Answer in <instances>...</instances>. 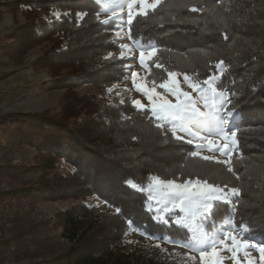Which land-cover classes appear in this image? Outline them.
<instances>
[{"label": "trees", "instance_id": "16d2710c", "mask_svg": "<svg viewBox=\"0 0 264 264\" xmlns=\"http://www.w3.org/2000/svg\"><path fill=\"white\" fill-rule=\"evenodd\" d=\"M35 1L28 17L40 10L60 16L51 22L32 20L33 41L55 36L56 65L79 69L69 86L96 85L103 103L96 97L78 98L72 104V122H66L63 113L58 120L42 114L0 118L11 141L25 140L49 153L50 168L58 158L75 168L66 179L24 189L25 195L36 193L46 200L95 196L120 211L103 223L88 220L89 207L84 203L59 212L56 221L70 246L30 264H164L153 255L119 246L132 227L171 239L189 238L187 229L161 223L148 210L142 189L152 176L177 182L200 178L227 190L237 188L239 195L231 206L215 205L212 219L222 222L232 217L237 228L245 225L252 236L264 240V0H162L147 16L137 15L129 32L132 41L156 46L148 62L151 83L169 79L168 72L190 76L194 82L220 74L217 88L227 93L228 110L244 114L235 123L238 143L230 158L231 171L227 164L192 157L193 145L176 140L170 129H158L150 114L132 106L129 98H107L104 85L127 77V61L108 57L119 49L112 40L117 23H102L96 0ZM220 61L226 68L224 63L216 67ZM157 63L162 67H155Z\"/></svg>", "mask_w": 264, "mask_h": 264}, {"label": "rangeland", "instance_id": "374dc122", "mask_svg": "<svg viewBox=\"0 0 264 264\" xmlns=\"http://www.w3.org/2000/svg\"><path fill=\"white\" fill-rule=\"evenodd\" d=\"M96 1L102 8L101 21L117 23L112 40L119 49L110 51L108 57L121 58L123 52L122 59L127 61V77L122 81L106 83L103 87L106 96L108 99L129 98L131 105L133 100H140L142 104L148 106L147 97L135 89L131 72L135 71L138 76L145 77L148 86H152L147 79L149 68L142 66L138 58L141 50L147 53L154 48L156 52V46L142 45L130 39L126 23V0ZM32 2L36 1L0 0V118L14 114L30 116L42 114L58 120V115L63 113L62 116L66 117V122H72L75 119L69 117L74 110L73 102L78 98L83 100L87 97H96V102L102 104V91L98 86L89 83H82L74 89L69 86L70 81L79 73V69L56 65L57 61L54 57L59 51L53 50L55 36L41 43H37L35 39L33 41L32 30L29 28L32 20L33 22L34 20L35 22L40 20L51 22V18H59L60 13L53 11L47 14L40 10L38 14L28 17ZM148 3L155 4L156 0H148ZM149 10L152 9L147 11ZM113 12L117 17L122 18L114 19ZM123 45L128 47L124 48ZM222 66L226 68L227 65L224 63ZM176 74L178 87L183 91L191 92L192 89L184 79L185 75ZM219 78L220 74L215 76L214 87L218 93L223 92L227 96L226 92L217 88ZM157 90L164 92L163 89ZM193 95L202 106L204 101L201 96L198 93ZM168 98L172 99L170 95ZM215 99L218 104L220 97L217 96ZM79 115L83 120L85 114L82 112ZM7 131V126L0 125V264H30L42 259L44 254L60 253L66 250L70 244L62 238L63 230L57 224L56 216L59 212L71 210L76 205L84 203L89 207L88 220L98 219L102 223L110 214L117 212V208L95 196L46 200L38 197L36 193H31L32 195L26 197L24 189L41 188L46 181L51 182L55 178L66 179L75 172V168L65 158H58L56 166L50 168L48 164L52 162V159L47 156L50 155L49 153L34 144L26 143L25 140L11 141ZM37 131L42 132V129ZM206 131L207 129H202L199 134L204 135ZM177 134L184 136L185 139L190 138L187 132L178 131ZM220 142L230 143V141ZM232 147L234 151L237 145ZM199 151L202 156L215 157L214 161H226L231 158L223 152L210 150L206 144H203ZM152 183L151 177L150 183L142 189L148 196V210L152 211L155 219L161 223L167 225L174 223L187 229L189 238L187 240L171 239L167 235L164 237L158 234L151 235L132 227L121 238L119 246L131 253L153 255L164 264H205L199 250L205 248L210 251L208 241L223 236L225 231H232L238 240H247L249 247L245 248L241 245L235 253L226 250L223 246L218 247V255L212 260H219L220 264H264V258L258 247L252 246L253 244L264 245V240L260 236L250 237L251 232L247 227L242 225L237 228L232 217L222 222H215L212 217L211 220L197 218L195 221H190L182 213L178 216L177 209H172L170 204L160 201L154 188L150 189L149 186ZM135 188L141 189L138 186ZM235 197L230 196V200L232 201ZM178 219L179 224L176 223ZM205 235L207 236L205 243H198L197 240ZM193 236L197 237V240H193ZM45 237L49 239L44 243ZM226 243L234 247L231 240H226ZM209 264L212 262L209 261Z\"/></svg>", "mask_w": 264, "mask_h": 264}, {"label": "snow or ice", "instance_id": "6c2138e0", "mask_svg": "<svg viewBox=\"0 0 264 264\" xmlns=\"http://www.w3.org/2000/svg\"><path fill=\"white\" fill-rule=\"evenodd\" d=\"M160 0H156L155 4H149L148 0H126L127 12L126 23L131 29L133 19L137 15L147 16L148 9H155ZM196 11V9H192ZM123 13V9H121ZM113 18L116 20L122 17H117L113 12ZM111 21L105 20L102 23L108 24ZM224 39L227 40V34H224ZM122 47L127 48V45ZM131 54V49H129ZM156 54L155 49H150L147 53L141 50L139 53V62L144 67H150L147 63ZM121 58H124V53H121ZM224 62L220 61L216 66L218 69ZM155 67L160 68L162 65L155 64ZM167 80L157 84L156 81H152V86L149 87L145 77H140L135 71L131 72V77L135 89L147 97L149 105L142 104L140 100H133L132 105L139 110L147 111L150 114V119H153L155 126L158 129L167 130L170 129L173 137L176 140L182 141L186 144L193 145L194 150L191 151L192 157H199L206 161L215 160L213 156H202L199 149L203 144H206L210 150L223 152L226 156H231L233 153V145H237V132L238 126H235V121L239 117L244 118V114L241 111H229L227 105L230 103L227 96L223 92H217L214 87L215 74H209L202 82H194L189 76L185 75L184 79L188 82L191 92L183 91L177 85L175 79L176 73L168 72ZM163 89L164 92L157 89ZM167 93V95L165 94ZM193 93H198L203 99V105H199L197 99ZM210 94V95H209ZM172 99H169L168 96ZM219 96L220 100L217 104L215 97ZM197 129V131H193ZM207 129L204 135L199 134L200 130ZM187 132L189 137L185 139L184 136L178 135L177 132ZM230 141V143L220 142ZM218 163H224L229 165L231 171L230 160L216 161ZM152 185L150 189L154 188L156 196L159 200L170 204L172 209H177L179 214L190 220L195 221L197 218L201 220H211V214L215 211L214 206L217 204H228L231 206L232 201L230 196H238L239 190L237 188H231L227 190V186H218L209 183L207 180L200 178H188L184 181L177 182V180L169 179L163 180L158 176H152ZM135 188L136 185L132 184ZM151 198V192H150ZM120 211L119 208L116 209ZM177 224L180 223L178 219ZM193 240H197V237L193 236ZM207 240V236L197 240L198 243L203 244ZM226 240H231L234 247H230ZM178 243V241H173ZM209 242V248H201L200 256L205 261V264H220L219 260H212L213 257L218 255V247L223 246L226 250L235 251L243 245V247H249L247 240H238L233 235L232 231H225L223 236L212 238ZM253 247H258L262 258H264V245L253 244Z\"/></svg>", "mask_w": 264, "mask_h": 264}]
</instances>
